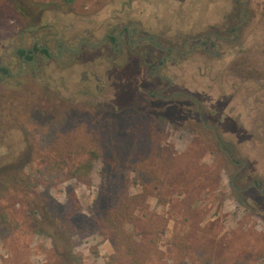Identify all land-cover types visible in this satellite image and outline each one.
Returning <instances> with one entry per match:
<instances>
[{
  "label": "rangeland",
  "instance_id": "obj_1",
  "mask_svg": "<svg viewBox=\"0 0 264 264\" xmlns=\"http://www.w3.org/2000/svg\"><path fill=\"white\" fill-rule=\"evenodd\" d=\"M36 1L47 4L35 11L41 14L94 9L109 0ZM251 2L257 14L252 12L253 47L247 53L264 59V0ZM28 23L0 0V40ZM222 67L215 66L213 84L203 80L199 85L209 87L214 99L224 88ZM248 81L242 87L264 91L262 83ZM59 97L39 87L37 126L29 127V144L23 145L25 155L34 152L22 159L17 173L0 172V264H71V255L80 264H264V201L257 202L255 191L242 194L231 186L234 170L202 129L184 126L182 132L174 118L168 121L125 104L112 113L71 109L65 96ZM145 132L149 149L138 156L124 140ZM89 159L90 181L72 178L71 172ZM247 159L256 163L254 156ZM258 171L264 177V164ZM254 178L262 182L257 172ZM71 193L78 208L68 216ZM125 193L141 197L125 225L139 263L113 256L96 228V220Z\"/></svg>",
  "mask_w": 264,
  "mask_h": 264
},
{
  "label": "flooded vegetation",
  "instance_id": "obj_2",
  "mask_svg": "<svg viewBox=\"0 0 264 264\" xmlns=\"http://www.w3.org/2000/svg\"><path fill=\"white\" fill-rule=\"evenodd\" d=\"M251 3L109 0L76 13H38L0 40V172L17 173L34 152L27 148L25 155L23 145L29 127L37 126L34 109L43 86L65 96L71 109L112 113L125 104L175 119L182 132L184 126L202 129L234 170L231 186L264 201L258 171L264 164V91L242 87L248 80L264 85V59L247 53L257 14ZM213 62L223 65L225 77L215 99L209 87H199L203 80L215 82Z\"/></svg>",
  "mask_w": 264,
  "mask_h": 264
},
{
  "label": "trees",
  "instance_id": "obj_3",
  "mask_svg": "<svg viewBox=\"0 0 264 264\" xmlns=\"http://www.w3.org/2000/svg\"><path fill=\"white\" fill-rule=\"evenodd\" d=\"M3 6L13 15L19 18L30 20L33 19L38 13L37 10L43 8L47 4L40 3L36 0H2ZM72 1V0H66ZM136 131V130H133ZM134 139L124 140L130 146H134L137 151V155L143 154L149 149V137L148 132L144 133V136L139 137L138 133L132 135ZM134 142V144H133ZM127 146V145H126ZM148 147V148H147ZM142 158V157H140ZM93 161L91 159L78 165L72 172V178L88 183L90 181ZM139 195L130 196L125 193L119 200L118 205L108 210L103 217L96 220V228L103 241L109 242L114 250L115 257L120 255L129 257L135 263H139L137 260L138 254L136 250V244L132 234L126 229L125 225L132 219V208L141 203ZM67 215L71 216L78 208L76 197L74 193H71L68 197L66 204ZM2 219L4 222H8L6 215L2 213ZM182 244V242H180ZM71 264H80L78 259L71 255Z\"/></svg>",
  "mask_w": 264,
  "mask_h": 264
}]
</instances>
